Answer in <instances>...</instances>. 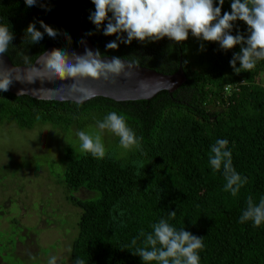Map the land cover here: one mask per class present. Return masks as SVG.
Listing matches in <instances>:
<instances>
[{"label": "trees", "instance_id": "obj_1", "mask_svg": "<svg viewBox=\"0 0 264 264\" xmlns=\"http://www.w3.org/2000/svg\"><path fill=\"white\" fill-rule=\"evenodd\" d=\"M44 2L50 11L27 7L25 0H0V24L15 37L5 53L14 65H31L48 47H77L81 27L86 35L94 33L87 36L102 56H118L164 74L174 73L181 62L186 77L174 91L161 90L147 100L96 96L77 103L0 92V123L20 129L49 125L62 134L85 132L100 129L98 123L114 111L139 141V147L125 149L118 136L103 129L112 137L104 158L76 155L70 146L63 149L65 162L58 177L68 191L66 199L80 210L69 253L73 264L77 258L84 264H144L132 252L143 246L141 232H152L161 219L201 236L199 264H264V223L255 227L252 221L240 222L248 198L256 204L264 198V85L257 79L264 60L237 75L229 61L239 45L224 52L217 43L204 42L201 51V41L191 35L181 43L165 37L117 41V49H107L116 36L104 35L90 22L91 0ZM223 10H230L229 0ZM40 21L71 40L45 33L42 41L31 44L25 29L35 22L43 31ZM237 28L246 31L242 21L236 22L233 34ZM218 139L228 141L233 167L247 178L236 196L224 190L223 169L210 166L211 146ZM79 190L90 197H77L73 192Z\"/></svg>", "mask_w": 264, "mask_h": 264}, {"label": "clouds", "instance_id": "obj_2", "mask_svg": "<svg viewBox=\"0 0 264 264\" xmlns=\"http://www.w3.org/2000/svg\"><path fill=\"white\" fill-rule=\"evenodd\" d=\"M94 10L90 11L88 19L95 25L97 31L106 36L115 35L116 40L107 43V49H117L120 41L131 44L133 40L141 43L155 42L165 37L175 43L185 42L189 36L201 41L200 50H205L204 42H214L219 49L228 52L239 45V51L233 52L229 61L235 74L252 70L258 60H264V0H229L230 10H223L225 0H91ZM27 7L41 6L50 11L44 0H25ZM237 21L246 25V31L233 29ZM43 31L30 22L26 27V35L31 44H37L44 39H56L61 34L71 40L65 32L61 33L50 25L40 21ZM246 33V34H245ZM93 32L87 35H93ZM14 33L5 24H0V58L13 44ZM81 43H84L81 40ZM44 70L49 76L60 78H100L109 79L111 74H119L123 62L118 56L110 59L102 58L97 49L85 48L84 54L72 52L71 59L63 49L50 51ZM237 64L239 66H237ZM18 79V78H17ZM15 80L6 71H0V92L10 90ZM18 89L17 94L21 92ZM101 130L107 129L119 137V144L125 149L139 147V141L134 131L127 126L125 119L116 112L108 113L102 122L98 123ZM80 150L91 154L96 159L104 158L105 146L100 134L90 135L84 131L78 132ZM228 141L218 139L211 146L209 156L213 171L223 169L226 181L224 190L236 196L240 188L247 182L233 167L232 153L227 148ZM175 211L170 216L175 217ZM252 221L255 227L264 223V198L259 203L249 197L247 207L242 212L240 222ZM152 232L141 235L145 237L143 246L132 252L141 258L144 264H199V250L203 248L201 236L181 228L177 230L165 219L154 223ZM137 243L132 240V245ZM48 264H56V257H50ZM76 264H84L77 258Z\"/></svg>", "mask_w": 264, "mask_h": 264}, {"label": "rangeland", "instance_id": "obj_3", "mask_svg": "<svg viewBox=\"0 0 264 264\" xmlns=\"http://www.w3.org/2000/svg\"><path fill=\"white\" fill-rule=\"evenodd\" d=\"M257 79L264 85V70ZM85 132L100 134L105 149L112 143L105 130ZM77 134H62L49 125L20 129L0 123V264H48L53 256L56 264H73L69 253L80 210L66 199L58 174L65 147L82 153ZM73 193L90 197L84 190Z\"/></svg>", "mask_w": 264, "mask_h": 264}, {"label": "water", "instance_id": "obj_4", "mask_svg": "<svg viewBox=\"0 0 264 264\" xmlns=\"http://www.w3.org/2000/svg\"><path fill=\"white\" fill-rule=\"evenodd\" d=\"M79 43L73 49H67L68 58L72 52L84 54L85 48L96 51L90 38L79 28ZM81 40L84 43H81ZM59 49L48 47L29 66L14 65L8 55L0 58V71L10 74L13 82L9 91L16 96L27 95L36 99L74 101L82 103L96 96L107 97L115 101L150 99L161 90L174 91L185 81V73L179 62L178 69L172 74H164L154 69L135 64L126 59L119 74H111L109 79L100 78H60L49 76L44 66L50 58V51ZM65 50V49H63ZM110 59L111 56H102ZM18 78V79H17ZM18 89L22 91L17 94Z\"/></svg>", "mask_w": 264, "mask_h": 264}, {"label": "built area", "instance_id": "obj_5", "mask_svg": "<svg viewBox=\"0 0 264 264\" xmlns=\"http://www.w3.org/2000/svg\"><path fill=\"white\" fill-rule=\"evenodd\" d=\"M229 89V87L227 86L226 88H225V90H228Z\"/></svg>", "mask_w": 264, "mask_h": 264}]
</instances>
